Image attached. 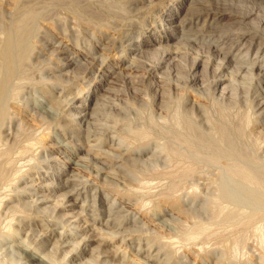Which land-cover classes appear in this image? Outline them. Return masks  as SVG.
Wrapping results in <instances>:
<instances>
[{"label": "bare ground", "instance_id": "6f19581e", "mask_svg": "<svg viewBox=\"0 0 264 264\" xmlns=\"http://www.w3.org/2000/svg\"><path fill=\"white\" fill-rule=\"evenodd\" d=\"M146 2L150 3V0ZM13 6L7 17L0 16V264H73L76 261L78 264H119L116 263V251L106 248L110 244L107 241L127 233L130 237L136 232L143 233L144 228L140 218L128 212L121 203L110 202L109 195H133L139 189L163 188L166 185H160L161 180L175 177L170 169L182 167V164L187 166L181 177H193L198 169L200 173L196 183L188 185L189 188L183 189L178 196H174L177 186H168L169 192L163 196L171 208L165 209L159 218L158 215L154 217L158 225L170 231L176 224L191 223V231L184 238L188 242L187 249L197 253L200 259L205 256L210 264H264L263 34H232L230 30L213 33L210 29L215 21H210L207 13L205 19L203 13H194L190 19L176 23L182 38L193 45L200 43L209 48L212 62L216 63L214 70L221 75L214 83L216 88L213 85L215 90L211 91L217 103L230 96L224 71L231 68V64H235L234 70L238 74H250L259 88L263 87L253 100L254 123L251 125L244 128L222 121L213 123L204 106L187 97L174 109L171 120L162 114L168 112L166 107L158 105L159 112L152 107L144 113L141 110L144 104L133 110L136 114L129 118L130 111L120 105L99 110L96 107V110L93 106L97 101L95 91L89 94L88 102L79 100L77 105H72L78 99L72 78H69L72 70H80L85 84L97 79H112L115 70L107 67L104 53H98L94 47L87 49L81 57L73 56L63 42L50 34L52 29L48 27L47 15L28 7L19 8L17 4ZM128 10L130 13L134 10L132 5ZM164 18L169 25L177 21L174 12L167 13ZM118 21L123 37L111 43L118 46L120 53L128 55L126 48L132 46L137 20L134 17ZM62 23L54 21V27L69 33L67 22ZM165 27L163 22L159 25L160 29ZM72 29L70 33H74ZM193 29H196L195 33ZM199 34L202 37H198ZM125 40L130 45L125 47ZM150 44L135 43L137 53H142ZM252 51L253 60H247ZM130 53L134 55V52ZM132 65L133 62L129 67ZM194 66L200 68L196 61ZM36 73L38 81L33 77ZM34 80L38 87L27 86ZM185 83V89H191L200 83V78L190 73ZM195 91L202 95L199 90ZM34 94H40L46 103L42 98L41 102L33 97ZM21 108L37 120V128L26 126L24 120L15 116L14 112ZM122 115L125 116L123 121H103L106 117ZM52 129L60 131L56 136L59 154L74 149L73 153L69 151L70 156L77 160L68 159L66 163L76 166L77 172H68L66 167L54 164V155L42 147L39 136ZM109 131H113L112 139L106 137ZM115 136L119 138L115 140ZM106 170L114 171L116 177H103ZM85 174L93 175L98 182L101 180L107 190L104 192L98 185H92L94 178L90 181ZM155 181L159 185L152 184ZM161 196L156 192L152 197ZM144 198L138 202L141 209H148L154 201L149 200L150 196L145 198V203ZM216 222L236 227L238 232L222 234L218 238L210 232V226ZM52 227H61L64 231L58 233ZM70 229L78 231L79 241L73 238V233L67 232ZM94 232L106 235V239L100 238L97 243L99 239ZM124 239L126 237L122 238V243ZM218 240H225L226 244ZM146 243V264L191 263L172 247V240L161 244L156 241ZM139 253L142 251L136 254Z\"/></svg>", "mask_w": 264, "mask_h": 264}, {"label": "rangeland", "instance_id": "374dc122", "mask_svg": "<svg viewBox=\"0 0 264 264\" xmlns=\"http://www.w3.org/2000/svg\"><path fill=\"white\" fill-rule=\"evenodd\" d=\"M20 1L21 0H4L3 2V0H0V8H1L0 16L6 15L7 17V15L13 10L14 8L13 5L16 4L19 6V8L28 7L27 9L39 12L42 15L45 14V16L46 15L48 16V20H47V22L49 23L48 27L49 29H52L50 30V34L57 37L58 40L63 42L64 45L67 46L68 49H70L73 56L81 57V55L85 51H88L89 49H93L94 47V49H96L98 53L100 54L104 53L102 55H104L103 57H105V61H106L105 64L107 65V67H111L113 68V70H115L116 74L112 79L110 78L97 79L95 81H90L86 84L83 82L81 74H79L80 70L78 69H74V71L72 70V73L69 75V78L70 79L72 78L71 82L74 84L73 86L74 91L77 92L78 94L77 97L78 99L74 101L72 105L73 104L77 105L79 103V100H86V102H88L89 94L95 91L97 101L93 106L94 108L97 107L98 110L105 106L120 105L121 107L128 109L130 111L129 118H133L134 114H136V112L134 111H136V109L140 107V104L141 105L144 104L143 105L144 108L141 109L144 111V113L146 111L145 109H150L152 107L154 108L155 111L159 112L158 108L162 105L166 107V110L168 111V112H163L162 114L165 117L168 116L167 118L169 119L170 116L173 117L176 111L174 109L178 107L180 101H182L184 98L187 97L189 100L191 99L190 100L191 102L195 101L198 102L200 105L204 106V109L208 113L209 117L210 115L212 116L210 117V119L213 123L222 121L230 125L232 124L233 126L241 125L244 128L246 126H249V124L250 125L252 124L254 118L252 112L254 107L253 100L255 99L254 97L257 95V93H259V91L263 89V87L261 86L259 88L258 84L256 83V80H254V78H252L250 74H247L245 72H242L241 75L238 74L234 70L235 64L234 65L231 64L230 65L231 68H228L227 70L224 71V74L226 75L225 76L226 81L225 80L224 81L226 87L229 89L230 96L228 95L229 97L226 101L217 103V100H214L215 96L212 95L211 91L215 90L212 89L213 85L214 88H216L214 83L217 80V78H219L221 75L216 73L214 70L215 67L214 65L216 63L212 62V54L209 48L207 47V45L200 43L199 44L194 43L193 45V43L191 44L188 41H186L184 38H182L180 36V30L177 25L178 24L177 22L184 19L186 20L190 19L191 16L194 15V13L195 14L203 13L205 16L203 18L205 19L207 13V15L209 14V20L215 21L213 28L210 29V31H213V33L214 32L228 33L229 30H230L229 33L232 34L254 32V34L256 33L259 35L263 34L261 36L264 38V0H155V1L150 0V3L148 2L149 4L146 2L147 0H145V2H140L144 0H131V1L130 0H115V1L114 0H58V1L57 0H22L21 2ZM57 2L59 4H57ZM110 5L112 6V8ZM131 5L132 8H134V10L130 13L128 9L131 7ZM169 12H174L177 16V21L170 25L168 24L167 21H165L164 18ZM242 15L245 17H243ZM50 16L52 17L54 16V17L52 18ZM141 16H143V18ZM101 17H103V19ZM134 17L135 20H137L138 25L136 27V32L133 35V42L131 43L132 46L126 48V52L128 55H123L124 53H120L121 50L117 48L118 46H113L111 43V41L118 40L122 36L121 31L119 30V27L122 25L119 23L120 21L117 22V20H123L124 18L129 20ZM203 18L202 21L204 20ZM3 20L8 21V18L6 19L3 18ZM58 20L64 23L67 22L68 24L67 29L69 33L66 31L62 32L63 31L62 29L57 30V27H54V21H58ZM238 20L240 21L238 22ZM0 21H1V17H0ZM160 22L161 23L163 22L165 24L166 27L164 29L159 28V25L161 24ZM71 28H74L72 29V31H74V33L72 32L74 35L70 33ZM222 29L226 32H224ZM195 30L196 29H193L194 33ZM77 36L79 37L77 38ZM198 37H202L201 34H199ZM145 42H150L152 44H150L147 47H144L142 53H137L135 43L136 44L138 43V45H142ZM128 44L130 45L129 41L125 40L124 46L126 47L128 46ZM130 52H134V55L133 54L131 55ZM46 58H51V57L49 55H46ZM253 58H254V52L252 51L247 57V60L251 61L253 60ZM195 61L200 64V68L194 66ZM132 62H133L132 65L133 67L130 68L129 66H131ZM190 73L197 74L198 78H200V83L192 86L191 89L190 88L185 89L186 88L185 82L189 78ZM231 73H234V75H231ZM76 75L78 76L80 75L78 79L74 78L76 77ZM36 76L37 73L33 77H35V80L38 81V76L37 77ZM141 79L144 80L142 81ZM35 80L31 81L29 84H27V86H29L30 88L38 87L37 82H35ZM195 89L202 92V95L198 94L197 91H195ZM33 97H37L38 100L42 98L41 100L44 103H46L44 101L45 99L40 94H34ZM235 97H237L238 99L237 98L235 99ZM228 104L231 106L227 107ZM14 113H16L15 116L16 117L18 116V118L21 121L24 120L23 123L26 124V126L31 128L38 127L37 120L33 118L32 114L26 113L22 108L20 110L19 109L16 110ZM229 117H232L231 120L229 119ZM114 119H120L121 121H123V119H125V116L124 115L116 116V117L113 116V118L106 117L103 119V121L112 122ZM224 119L226 121H224ZM169 120H171V118ZM59 135H60V131L56 129H52L49 133L45 132L42 134V136H39V140L43 144L42 147L47 151H49V153L53 154L54 155L53 157L56 158L54 164L58 166L66 167V171L68 172L71 171L77 172L78 168L76 166H74L73 164L66 163L68 159L72 161L77 160L70 156L71 155L70 152L73 153L74 149L71 148L70 150H67L63 154H59L57 152L59 144L56 136ZM113 135H114L113 131H109L106 137L108 139H112ZM118 138L119 136L117 137L115 136V140ZM185 166H187V164H182V167L181 165L177 167H172L170 170H172L171 172H173L174 175L181 177L180 174H182V171L184 170ZM199 173L200 172L198 169L193 177L180 178L175 176L169 179H167L168 177H166L165 179L163 178L164 182L163 180H161L162 183L160 182L159 184L161 185L164 183L163 185L166 186L155 190L139 189L141 192L138 190L133 195L124 194V195L116 196L113 193L109 195L108 200L110 202L115 200L116 203H121L128 212L133 213L136 218H140L141 224L143 225L144 228L143 233L142 231L136 232L135 234L133 233L131 237L127 236L129 235L127 233L126 235L124 234V236L123 235L117 236L113 241H107L109 239L106 240L107 242H110V244L106 245V248L109 249L111 248L112 252L114 253L116 251V254L118 256L116 263L146 264L145 261L147 260V258L145 256L146 254L145 252L147 251L148 248L146 245L147 241L148 242L156 241L161 244L162 242H168L172 240V243L174 242L172 247L176 249L179 255H181L186 259H189L191 262L190 264H210V262L208 263V261L206 260L205 256L203 255L200 256L201 257L200 259L199 256L196 255L197 253H195L194 251L191 252L187 249L188 247L186 246V244L188 242L185 240L186 239L185 237L186 234L189 233V230L191 229L189 227L191 223L183 224L180 226L176 224V227L174 226L172 230L168 231L164 229L161 225H158V221L154 220L155 216L158 215L157 217L159 218L165 209L170 210L171 208L170 205L166 202V196H163L166 195L167 192H169L168 186H173V185L175 187L177 186L175 188L177 190H174L175 191L174 196H178L183 189L189 188L188 185L192 184L193 182L196 183V180L198 178L197 176ZM215 173L213 172V174ZM85 175L87 179L90 178V181H92L94 178L93 175H89V176L88 174ZM105 176L116 177V173H114V171L112 170H106L103 172V177ZM92 182H93L92 185L94 186L98 185V187H100L104 192L107 190L106 186H102L103 184L101 180L100 182H98V180L94 178V181ZM152 184L156 185L158 184V181H155ZM134 186L136 188V185ZM122 187L126 189V187H124L123 185ZM142 190L144 193L142 192ZM153 191L154 194H152ZM156 192L157 194L159 193L162 194V196L159 198L152 197L153 195H155ZM83 196L85 197L84 194ZM143 196L145 198L147 197V199L148 197L151 196L149 200L152 202L154 201L153 203H151L150 208L148 209H141V205L138 202L139 201L138 199L143 198ZM114 197L116 199H114ZM147 199L144 200L145 203H147L146 201ZM82 201L83 199L79 200V204H81ZM86 226H88V224ZM213 226L214 229H212ZM177 227L179 228V230ZM229 227L232 230L234 229V231L230 232L232 230ZM52 228L54 229L55 232L58 233L64 231L61 227H52ZM236 230H237L236 227H233L231 225L229 226L228 224H223L221 222H216L214 223V225L210 226V232L214 233V235H216L218 238L219 236L221 237L222 234L223 236H227L226 235L227 233L228 235H232V234L234 235L238 232ZM67 232L73 233V238L76 241H79L81 239L78 231L70 229ZM217 232L219 233L216 234ZM94 234L96 237L98 236L97 238L99 240L96 241L97 243L101 241L100 238L106 239L105 238L106 235L105 236L101 234L98 235V233L95 232ZM123 237H126V239H124L125 240L124 243H122ZM175 239H177V242ZM181 239L182 241H180ZM218 241L219 243L223 242V244H226L225 240H218ZM125 242L128 243L126 244ZM139 243H141L140 247H139ZM137 251L138 252L142 251V253L136 254ZM77 262L79 261H76L73 264H76ZM150 263L152 262L150 261Z\"/></svg>", "mask_w": 264, "mask_h": 264}]
</instances>
